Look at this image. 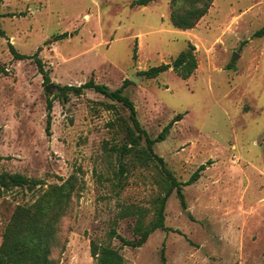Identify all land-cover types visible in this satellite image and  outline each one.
<instances>
[{
  "label": "rangeland",
  "instance_id": "374dc122",
  "mask_svg": "<svg viewBox=\"0 0 264 264\" xmlns=\"http://www.w3.org/2000/svg\"><path fill=\"white\" fill-rule=\"evenodd\" d=\"M132 1L0 0V171L42 178L45 186L76 175L51 253L57 264H95L91 240L119 248L124 264H264V35H254L264 25V0H213L188 30L172 26L170 0ZM188 41L198 61L188 79L172 68L151 79L137 74L170 62ZM10 44L37 52L49 81L36 57L16 58ZM130 76L137 81L123 92L151 137L183 113L153 151L179 181L204 166L182 186L184 208L175 190L168 196V229L138 247L121 246L109 231L132 238L126 209L153 219L164 193L158 165L122 149L130 121L121 103L92 89L64 99L56 86L92 78L115 89ZM34 197L0 190V243L16 205Z\"/></svg>",
  "mask_w": 264,
  "mask_h": 264
},
{
  "label": "trees",
  "instance_id": "16d2710c",
  "mask_svg": "<svg viewBox=\"0 0 264 264\" xmlns=\"http://www.w3.org/2000/svg\"><path fill=\"white\" fill-rule=\"evenodd\" d=\"M153 0H133V5L146 6ZM171 12L170 22L174 28L181 30L192 29L203 17L213 0H170ZM2 14L0 12V18ZM66 32L55 35V39L66 36ZM0 35L4 36V31L0 28ZM254 35H264V25L257 30ZM11 52L19 59L36 57L37 52L32 55L18 53L12 44ZM195 45L190 41L187 46L180 50L170 62L150 66L138 71V75L151 79L160 73L172 68L181 78L188 79L198 66L195 53ZM137 56V45H133L132 59ZM36 65L43 75L45 82L49 81L48 70L44 68V63L39 58H35ZM131 83L129 78H125L121 85L115 89H110L107 85L98 83L92 78L79 85H56L59 94L66 99L67 94L73 93L80 95L84 89H92L110 100L121 103L128 110L130 124L124 126L126 140L122 144L125 153L131 154L132 158L142 159L144 162L154 161L163 177L164 193L157 199L152 220L145 222V213L141 208L135 210L126 209L123 217L133 216L132 238H125L116 233L115 228L109 231V238H117L121 246L138 247L141 246L148 236L160 228L167 230L165 226V203L168 196L175 190L182 207H185L182 186L187 185L198 179L203 165L196 169L188 180L179 181L174 173L165 165L164 159L153 151L156 142L165 138L172 123L182 118L183 113H176L171 121L166 124L156 136L151 137L140 124L133 101L124 94V88ZM52 101H47L46 131L50 126V109ZM144 139V145L141 140ZM1 158V157H0ZM125 171L124 164L119 167L120 175ZM77 177L71 174L60 184L52 183L45 186L42 178L29 177L24 174L0 171V190L8 191L13 188L26 189L31 196H35L31 203L17 204L10 219L3 231L0 243V264H57V260L51 253L58 243V233L62 217L68 212L71 196L75 188ZM90 254L95 260V264H124V257L119 248L110 244L90 241Z\"/></svg>",
  "mask_w": 264,
  "mask_h": 264
},
{
  "label": "water",
  "instance_id": "95a60500",
  "mask_svg": "<svg viewBox=\"0 0 264 264\" xmlns=\"http://www.w3.org/2000/svg\"><path fill=\"white\" fill-rule=\"evenodd\" d=\"M235 57H233L232 58V60L234 59ZM129 79L131 80V81H137V78H134V77H132V76H130L129 77ZM54 85H53V83H49V84H47L46 86H45V90L46 91H50V87H53Z\"/></svg>",
  "mask_w": 264,
  "mask_h": 264
}]
</instances>
